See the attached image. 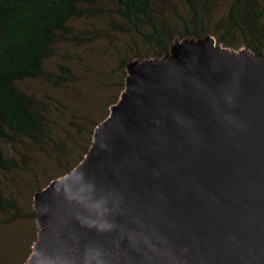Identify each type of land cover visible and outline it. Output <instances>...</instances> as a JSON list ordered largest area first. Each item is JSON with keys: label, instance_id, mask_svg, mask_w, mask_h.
I'll list each match as a JSON object with an SVG mask.
<instances>
[{"label": "water", "instance_id": "1", "mask_svg": "<svg viewBox=\"0 0 264 264\" xmlns=\"http://www.w3.org/2000/svg\"><path fill=\"white\" fill-rule=\"evenodd\" d=\"M81 160L33 194L24 264H264V48L132 58Z\"/></svg>", "mask_w": 264, "mask_h": 264}, {"label": "rangeland", "instance_id": "2", "mask_svg": "<svg viewBox=\"0 0 264 264\" xmlns=\"http://www.w3.org/2000/svg\"><path fill=\"white\" fill-rule=\"evenodd\" d=\"M233 0H195L205 8L204 23L216 41L221 21ZM157 17L176 39L186 32L183 17H192L187 0H156ZM178 34V35H177ZM218 42V41H217ZM222 45L223 42L219 41ZM226 46V45H224ZM233 49H248L239 32ZM153 48L120 16L111 0L68 22L66 33L44 60L46 76L25 78L19 86L41 99L44 135L38 141L16 136L2 142L8 166L0 167V186L13 204L0 208V264H24L36 239L33 194L70 170L86 152L94 127L109 113L123 88L124 60L150 54Z\"/></svg>", "mask_w": 264, "mask_h": 264}, {"label": "trees", "instance_id": "3", "mask_svg": "<svg viewBox=\"0 0 264 264\" xmlns=\"http://www.w3.org/2000/svg\"><path fill=\"white\" fill-rule=\"evenodd\" d=\"M120 16L152 48L150 54L132 58L161 56L175 39L157 17L156 0H111ZM192 17L182 18L186 32L182 36L199 38L210 33L204 23L205 8L187 0ZM101 0H0V167L8 166L2 142L16 136L38 141L44 135L46 116L41 99L22 89L25 78L46 76L43 62L54 52L56 42L68 29V22ZM222 33L217 41L233 46L236 32L243 44L258 53L264 48V0H233L226 16L219 21ZM178 35V34H177ZM131 57L123 63L132 59ZM13 204L0 186V208Z\"/></svg>", "mask_w": 264, "mask_h": 264}]
</instances>
